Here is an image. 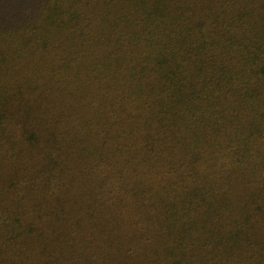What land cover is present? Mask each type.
Returning <instances> with one entry per match:
<instances>
[{
    "label": "trees",
    "instance_id": "16d2710c",
    "mask_svg": "<svg viewBox=\"0 0 264 264\" xmlns=\"http://www.w3.org/2000/svg\"><path fill=\"white\" fill-rule=\"evenodd\" d=\"M0 264H264V0H0Z\"/></svg>",
    "mask_w": 264,
    "mask_h": 264
}]
</instances>
